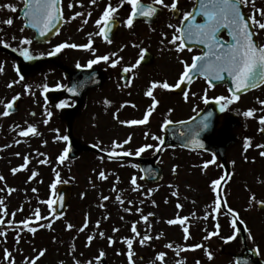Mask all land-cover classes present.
<instances>
[{
    "label": "rangeland",
    "instance_id": "1",
    "mask_svg": "<svg viewBox=\"0 0 264 264\" xmlns=\"http://www.w3.org/2000/svg\"><path fill=\"white\" fill-rule=\"evenodd\" d=\"M11 1L16 5L18 0ZM71 1L65 0L64 7L68 8ZM80 1L82 0H76L78 3ZM101 1L97 0L99 3ZM149 1L152 2V0ZM256 4L257 7H262L264 6V0H256ZM91 5L94 6L93 4ZM246 7L249 8V6ZM133 44H139V42L130 43L128 41L125 43L123 50L132 49ZM169 46V44L161 46L162 49L158 51L166 54L169 52ZM179 54L172 48L170 56L165 61V67L168 72L164 73L163 77L156 78V81H163V79L167 78V80L175 82V79L183 70V65L180 63L183 58ZM132 62L129 59L125 65H130ZM130 88L132 89V85ZM133 100L130 99V101ZM132 104H135L136 107L133 108L129 105L127 114L119 120L140 119L143 117L142 112H138L139 106L136 101L132 102ZM182 107L179 105L175 106V111L177 112L173 114L172 118L175 120L185 118L192 114L194 112L193 108H195L192 106V109L189 110L190 107L184 106V103H182ZM156 113L159 118L165 116L163 112L156 110ZM156 122V119L153 120L151 117L149 123L145 125L146 128H143L144 126H124L119 124L117 120L107 124H94L89 120H85L82 125L77 126V134L92 144H96L99 141L100 147L105 149H110L113 140L122 142L131 135V143L125 147L126 149L134 150L144 144L156 145L158 143V141L151 138L153 135L157 136L159 123ZM139 127L141 128L139 129ZM17 132L16 130L15 133ZM39 132L40 135H30L29 137H17L16 134H6L5 131L0 133V175L5 177L4 181H0V188H4L7 185L8 188L17 189L11 195H8L6 190L0 191V198L5 200V208L9 213L7 216H0V219H4L5 225H7L8 221H13L12 227L0 225V231H6L7 233L6 236H0V264H7L4 259L5 248L12 253L15 264H24L26 258L34 257L36 255L34 249H47L46 254L37 261V264H61V261L63 264H74V260H79L81 264H85L88 260H93V264H96L95 258L101 249L106 255L103 260L101 259L100 264H128L125 254L127 247L126 244L121 242V238L132 236L130 231L132 223L138 222L137 228L142 235L148 227L145 222L140 220L141 214L136 212V208H141L144 215L148 213H154L155 215L149 217L151 230L148 234L153 236V239L144 246L134 243L135 264H160V262L155 260L156 255L153 254L161 251L167 253V264H175L177 257L171 249L165 247L167 243H173L174 247L176 245L187 247L196 244L198 241H203L198 240V238L204 239L209 232L214 230L215 223L212 215H209L207 220L203 218L206 214L211 213L209 205L213 203V196L211 195L210 179L206 174L207 169L203 170L201 167V162H205V157L202 154L176 149L163 153L160 165L164 167L165 179L159 185L146 186L141 182V177L136 167H132L133 164L131 163H117L109 160L105 161L101 158L89 159L87 157L73 164L68 163L69 161L66 159L63 164H60L56 158L66 147L67 142L56 140V137L57 135L63 136L64 129L43 128ZM146 132L150 134L147 138L144 135ZM17 140L21 142L19 144L15 143ZM44 141H47L46 145L43 143ZM7 145L10 146L6 147ZM154 151L155 149H148L142 154L147 156ZM16 153L21 155L17 156L15 155ZM39 153H45V156H40ZM25 155L30 158L28 168L13 175L11 169L23 164ZM42 159H48L50 163L40 164L39 160ZM91 165L92 167L89 169L88 167ZM174 166H176V180L172 170ZM53 169L59 171L61 181L67 180V183L73 186V195L68 210L60 219H52L51 229L38 228L35 235L28 233L26 229L21 230L19 233L21 239L17 243L16 224L31 216L35 208L41 209L42 216H49L47 205L40 203V201L49 198L54 200L56 197V190L53 193L50 189L51 183L55 180ZM101 170L108 176L107 180L98 178V173ZM33 171H37L39 174L29 181L28 178ZM133 176L137 178V184L140 185L139 191L132 190L130 180ZM62 183H58L57 187ZM114 186L116 191H113ZM33 188L37 189V191L33 192ZM149 189L153 190L150 195L148 194ZM250 190L253 191L250 193L251 196L254 194L256 200H261L259 198L264 200V194H258L260 191L256 187H252ZM173 191H178V198L171 195ZM117 195L123 198V205L116 200ZM103 196H108L109 199L104 201L102 200ZM236 199V195L233 194L232 203L238 208L236 210L240 212L243 218L251 216L249 220L247 219L249 226L259 228L261 224L258 222L259 218L257 217L264 214V211L260 212L258 210L259 204L254 202L249 206V200L245 197L244 199L240 198L239 201H236ZM141 200L144 202L141 203ZM166 200L167 203H165ZM128 201H132V204H129ZM152 201H155L156 206H153ZM101 203L105 205L104 208L100 207ZM177 203L183 205L182 209L176 208ZM129 207L132 209L131 212L123 210ZM20 208L23 210L17 211ZM13 212L16 213L14 217L11 215ZM177 214L181 217H189L186 226L189 227L191 238L187 241L183 238V231L180 225L169 226L165 222L167 219L175 218ZM86 215L89 217V225L84 233L78 232L75 228L70 231L66 230L65 226L68 222L77 227L81 226ZM105 216H108V219H104ZM121 217L124 219L122 220ZM97 220L100 221L99 229L95 227ZM35 223L47 224L49 221L41 220ZM219 223L221 224L220 236L212 237L209 240L204 239L206 242L203 249L181 252L180 258L185 260V264H196L195 260L197 259H199L201 264H232V260L229 257H222L219 251L224 243V239L221 237L228 235L232 229L224 218L219 217ZM114 227L119 228L120 231L113 233L112 229ZM100 231L105 232V237L113 236L116 243L110 247L107 238H99L98 233ZM89 234H95L96 239L91 246L86 247V237ZM161 234L160 239H155L157 235ZM73 245L76 249L74 253L71 250ZM205 248L212 252L214 257L212 260H208L205 255ZM118 252L121 254H117ZM202 254L205 255L204 260L200 258Z\"/></svg>",
    "mask_w": 264,
    "mask_h": 264
},
{
    "label": "flooded vegetation",
    "instance_id": "2",
    "mask_svg": "<svg viewBox=\"0 0 264 264\" xmlns=\"http://www.w3.org/2000/svg\"><path fill=\"white\" fill-rule=\"evenodd\" d=\"M194 1L195 0H179V13H173L168 9L159 8V13L151 18L138 17L134 21V27L132 29H128L123 25V21L130 12V6L125 4L117 13L118 23L116 25V31H113L114 36L111 38L113 42L108 44L101 37L95 35L98 31L95 27V21L99 18L109 2H111L113 6H116L119 0H102L100 3L96 2L98 5L94 6L90 4V0H82L79 3L76 2V0H72L69 2V4L72 5L71 8L64 7L65 0H62L61 8L63 11L64 24L58 35L52 37L47 43L43 44L36 41V32L25 27L26 22H24L21 12L23 8L22 0H18L16 5L13 4L11 0H0V5L12 4L17 8V11L14 13L10 12L8 9L0 8V39L9 45V47H4L3 44L0 43V67L3 68V71L0 72V133L2 131L9 133L15 132L16 130L19 131L20 129L15 128L16 125L26 128L27 124L25 121L35 124L38 130H43V128L64 129L65 127L61 117L63 111L67 108H73L74 104L83 97L80 95L71 98L62 95V90L69 85V75H72V71L77 69L88 70V82L92 84L94 88L87 93L86 108L76 120L75 126L82 125L85 120H89L94 124H107L113 120H117L114 119V115H118L120 119L126 115L128 103L135 101L139 106V112L144 114L152 103L151 98L145 95L147 88L150 86L151 82L156 81V78L163 77L164 73L168 72V69L165 67V61L170 56L171 52L162 54L158 51L162 49L161 46L169 44L168 40L171 39L174 31V29L168 28L167 25H179L182 13L192 10L195 5ZM142 2L152 3L149 0H142ZM165 2L170 4L171 0H165ZM102 4H104V6H102ZM259 8H264V6ZM76 12L84 13V15L72 19ZM89 12L91 13L90 17L87 15ZM245 12L247 15H251L250 7H245ZM8 18H12L14 21L11 26L3 23V21ZM84 19L88 20L87 24L83 23ZM21 28L24 29L23 32H21ZM89 33L93 34L92 39L94 41L93 48L95 49V56H111L112 53H117L119 57L123 58L120 64L116 67H111L110 62H100L93 65L92 68H87L84 66L89 59L94 58L93 53L83 49L68 48L52 56L51 67L40 70L37 59L44 57L50 58L51 56H48L47 53L62 42L76 43L78 45L86 44L88 42ZM162 34H166L167 39H164ZM13 36L16 37L15 40L12 39ZM25 37L31 39L33 43L24 47H28L30 52L37 56V59L26 61L19 54V47H21L19 45V40ZM256 37L258 43L264 44V32H261ZM221 38L224 40L230 39L228 33L225 31L221 32ZM128 41L130 43H135V41L139 42V44H135L139 47L121 51V48L124 49L125 43ZM169 45V47H174L171 44ZM14 48H16L17 51H13ZM141 49L145 50V58L140 63L139 67L127 74L123 73L124 67L135 64L136 60L139 58ZM11 51L16 53V55H20L19 59H17L16 55L11 53ZM200 52L201 50L197 48L193 49L192 52L185 50L181 53V57L190 64L192 56L199 55ZM41 53H44V55L40 56ZM112 58L116 59L117 57ZM129 59L133 62L130 65H125ZM19 62L26 67L23 74L24 80L19 83H14L13 87L9 88L7 86L9 83L19 80L17 74ZM77 62L82 65L81 68L76 67ZM177 79L178 77L175 79V82ZM194 79L195 80H193L190 85L180 92H176L175 90L168 91L160 88L155 89L154 95L160 103L153 112L154 117L153 114L151 117L153 120L156 119L159 123L157 126V136H161L162 138V124L164 119L170 118L174 123L191 120L211 104L209 112L212 114L210 117L211 126L206 130L210 135L209 142L225 143L226 148L224 150L225 154H223L225 162H222L220 159L222 156L219 157L216 153H213H221L223 149L220 147L213 149V152H204L205 162L212 160L213 156L216 158L215 164H209L206 174L211 183L213 179H217L221 176L226 177L228 171L229 179L223 188V195L227 200L228 206L235 209V205L232 204L233 194L237 197L236 201L241 198V192L243 190L252 187H256L260 191L259 193L264 194V157L259 155L261 149L256 147L257 144L264 143V133L259 131L262 126L258 122L259 117L264 116V105L258 103V100H264V85L261 88L240 96L238 101L228 105L226 110L221 112L220 105L215 103L214 98L220 95L230 96L228 91V89L232 87L230 78L225 75L224 80L213 81L215 86L207 91V96L209 98L208 104H205L201 99L205 94V89L208 88L207 81L200 75H197ZM164 80H167V78L163 79V81ZM129 81L131 82L130 84ZM167 81L170 84L175 83L174 81ZM80 82L77 81L76 83ZM45 83L51 89L47 93H43L41 87ZM57 83L66 87L56 89L55 85ZM71 84L72 86L74 85L72 81ZM25 85L31 86L30 92L25 91ZM131 85L132 89L130 88ZM184 91L189 93V99L187 101H185L183 97ZM16 95H19L20 99L14 103L13 109L10 110V114L6 117L3 116L4 104L11 102L12 97ZM45 95L47 96V101L45 100ZM130 99L134 100L130 101ZM62 100L67 101V106L63 109L56 108V105ZM105 101L110 103L106 104ZM182 103H184V106L190 107L189 110L192 109V106L195 107V111L185 118L175 120L172 118L173 114L177 112L175 111V106L179 105L182 107ZM122 105L124 106L122 107ZM45 107L52 112V116L47 124L43 123L47 118L45 115ZM170 109L172 111L169 116L168 113ZM249 109H256L254 117H245L243 115V112ZM156 110L158 112H163L165 116L159 118ZM31 113H35V115H31ZM206 116H208V114ZM143 128H146V126ZM221 132L222 137H220ZM246 138H250L252 142V146L247 152L244 151L243 147ZM245 156L247 157V161L245 160ZM214 195L213 193V196ZM221 215L228 221L231 220V217L225 215L223 212ZM254 217L256 218V216ZM250 218L251 216L242 218L248 229L246 242L241 239V234L238 233L235 240L227 243L226 249L228 250H225L224 253L230 256L232 264H238V259H236L237 255H247V248H249V250H255L258 258L264 262V214L257 217L259 218L258 222L261 224L259 228L249 226L247 219L249 220ZM231 234L232 232L227 236ZM249 235H251V239ZM249 260L254 263V258H250Z\"/></svg>",
    "mask_w": 264,
    "mask_h": 264
},
{
    "label": "snow or ice",
    "instance_id": "3",
    "mask_svg": "<svg viewBox=\"0 0 264 264\" xmlns=\"http://www.w3.org/2000/svg\"><path fill=\"white\" fill-rule=\"evenodd\" d=\"M23 8L21 11L23 12L24 17L27 21V26L33 29H36L41 37L46 36L49 32L53 30L56 24L63 19V11L61 8V0H22ZM97 0H90V3L95 5ZM179 0H171V3H166L165 0H152V3H144L142 0H119V3L116 6H113L111 2H109L101 15L95 21V27L98 31L95 33L96 36L101 37L106 43L111 44L113 41L109 37V33L112 31V28L117 25L118 17L117 13L120 8H122L125 4L130 6V12L127 18L123 21V25L128 29H132L134 27V21L138 17L151 18L155 16L159 10V8L168 9L173 13H179L180 9L178 8ZM158 6V7H157ZM249 6L251 9V15H246L243 11V7ZM69 8L72 7L71 4L68 5ZM0 8L8 9L10 12H16L17 8L12 4H3L0 5ZM84 13L76 12L72 19L76 17L83 16ZM89 17L91 13L87 14ZM199 17V21L197 18ZM259 17V18H257ZM13 19L8 18L3 21L4 24L11 26L13 24ZM84 24L88 23L87 19L83 20ZM168 28L174 29L171 39L168 40V43L174 46V49L177 53H182L185 50L188 52L193 51V47L189 45H202L201 52L199 55H193L191 64L180 60V63L183 65V70L180 72L178 79L174 84H170L167 80L164 81H153L150 86L147 88L145 95L151 98L152 103L147 108L143 117L140 119H130V120H119L118 115H114V119H117L118 123L124 126H143L149 123L150 117L153 112L157 108L160 101L154 95V90L157 88L172 91L174 89H180L182 85L190 84L193 80L194 75L202 76L208 84V88L205 89V94L201 99L205 104L209 103V98L207 96L208 89L213 88L215 85L213 81H222L225 79V75L230 78L232 87L228 89L230 96L220 95L215 97V103L220 105V111L223 112L226 110L228 105L232 104L235 101L240 99L239 93L242 91L259 87L260 85H264V44L258 43L254 37L259 35L261 32H264V8L257 7L256 0H197V4L190 11H184L182 13V18L180 19L179 25L168 24ZM23 28H21V32H23ZM226 30L229 40H224L221 38V31ZM93 34H88V42L86 44L78 45L76 43H68L62 42L57 44L51 51L47 53L48 56H55L64 49L72 48V49H83L86 51H91L93 53L94 58L89 59L87 64L84 67L92 68L93 65H96L100 62L109 63L111 67H116L120 64L122 57H119L117 53H112L110 55H102L95 56V49L93 48ZM164 39H167L166 34H162ZM13 40L16 39L15 36L12 37ZM0 43L3 44L4 47H9L7 43H4L2 39H0ZM33 41L29 38H21L19 40V54L26 61H31L37 59V56L33 55L28 47L31 45ZM163 43V40H162ZM133 47H139L138 45L133 44ZM123 48H121V51ZM13 51H17L16 48ZM44 53H41L40 56H43ZM112 57H117L113 59ZM145 58V50L141 49L139 53V58L136 60L135 64L130 66H126L123 68V73L127 74L131 72L133 69L139 67L140 63ZM77 68H81L82 65L77 62ZM3 71V68L0 67V72ZM17 74L19 76L18 81H13L9 83L7 86L9 88L13 87L14 83H19L24 80V76L19 74V70H17ZM131 82L129 81V84ZM43 93L49 92L51 89L45 83L42 86ZM63 86L59 83L55 85L56 89H61ZM31 86L25 85V91L30 92ZM69 92L73 94L76 93V87L67 89ZM194 95V94H193ZM183 97L185 101L189 99V93L187 91L183 92ZM20 99L19 95L12 97V101L4 104V111L2 113L3 116H8L10 114V110L13 109L14 103ZM45 100L47 101V96L45 95ZM106 104L110 103L105 101ZM258 103L264 105V100H258ZM67 106V101H61L56 105V108L63 109ZM124 105H122L123 107ZM133 108L136 107L135 104L131 105ZM171 109L169 110L168 115H171ZM195 111V108L193 109ZM256 113V109H249L243 112L245 117H254ZM31 115H35V113H31ZM45 115L46 119L43 121L44 124L49 122V119L52 116V112L45 107ZM211 113H208V116L201 119L196 127L189 128L187 130V143L185 147L193 146L194 149H203L204 144L200 140L201 132L206 131L210 128L211 122L210 117ZM193 120L196 118L193 117ZM260 127L259 131L264 133V116H260L258 120ZM26 128H22L20 125H16L15 128L20 129L17 132L19 137H28L38 136L40 132L38 127L35 124L28 123ZM174 121L170 118H166L163 121L162 128H167L169 125H172ZM181 125H187L189 121H178ZM15 130V129H14ZM145 138H147L150 134L145 133ZM153 140L158 141V144H144L141 145L134 150L126 149V145L130 144L132 141V136L129 135L122 142L113 140L111 143L110 149H104L100 147V142L98 141L93 145L94 148H100L101 151H106L109 159H118L121 156H136L139 157L142 153H144L148 149H155V151L159 152L162 150L161 146L164 144V140L158 136L153 135L151 137ZM56 140H62L64 142L69 141V137L67 135L59 136L57 135ZM21 141L17 140L15 143L19 144ZM45 145L47 141L43 142ZM10 145H7L8 147ZM252 146V142L250 138H246L244 141V151L247 152L248 149ZM256 147L261 149L259 155L264 157V143L257 144ZM70 148L66 146L61 153L57 156V161L60 164H63L65 160L68 158ZM15 155L20 156V153H16ZM40 156H45V153H39ZM103 159V157L101 158ZM245 160L247 161V157L245 156ZM254 162V161H253ZM30 163V158L28 155L23 157V164L18 167H14L11 169L13 175H16L18 172L22 170H26ZM40 164H48L50 161L48 159L39 160ZM216 158L213 156V159L210 161H206L201 167L203 170H206L209 164H215ZM132 167H138L137 165H132ZM173 172H176V166L173 167ZM55 172V180L50 185V189L55 193L57 189L58 183H67V180L61 181L60 173L56 169H53ZM39 173L37 171H33L29 176V181L34 179ZM98 178L100 180H107L108 176L106 173L101 170L98 173ZM5 177L0 175V181H4ZM226 180L225 176H221L217 179H213L210 183V189L215 194L214 200L209 207L211 208V213L206 214L203 218L205 220L208 219L209 215L213 216V219L216 220L214 224V230L209 232L204 239L209 240L212 237L220 236L221 233V224L219 223L218 217L224 212L227 215H230L232 219L230 220V228L232 229V234L227 237H221L224 239L225 243H229L232 240H235L237 234L240 229L237 227V222L243 224L244 221L240 218L239 213L235 211L233 208L228 206L226 198L221 194L218 190L219 187H223L222 181ZM130 184L132 185L133 191H139L140 185L137 184V178L133 176L130 180ZM7 191L8 195H11L12 192L17 191L15 188H8L5 185L4 188H0V191ZM33 192H36L37 189L33 188ZM113 191H116L115 186L113 187ZM152 189L148 190V194L152 193ZM172 196H179L178 191H173L171 193ZM62 199V198H61ZM109 199L108 196H103L102 200L107 201ZM116 200L123 205L124 200L120 195L116 196ZM144 201L141 200V203ZM259 204L262 208H264V200H256L255 195L253 194L249 199V206L253 203ZM40 203L47 205L49 210V216H42L41 209L35 208L32 215L27 217L26 219L20 221L15 225V229L17 231L16 242L19 243L21 236L20 231L26 229L28 233L35 235L38 231V228H52V219H60V216L57 215L55 211L54 205L58 203V201L53 200L51 198L42 200ZM129 204H132V201H128ZM167 203V200L165 201ZM153 206H156L155 201H152ZM101 208H104L105 205L103 203L100 204ZM183 205L180 203L176 204L177 209H182ZM23 209H17V211H22ZM125 212H131L132 209L124 208ZM136 212L140 213V220L145 222L148 227L145 230V233L142 235L141 232L137 228V223H132L131 225V237H123L121 238V242L126 244L127 251L126 256L128 260V264H135L134 261V243H139L141 246L148 244L153 236L148 234L151 230V224L149 223V217L154 216V213H148L144 215L141 208H136ZM9 215L7 209L5 208V200L0 198V216ZM14 217L16 215L15 212L11 213ZM104 219H108V216H105ZM123 220L124 218L121 217ZM41 220H48L47 224H38L35 222H39ZM189 220L188 216L181 217L179 214L175 216V218L167 219L165 222L169 226L180 225L183 231V238L185 241L190 239L189 227L186 226V222ZM0 225L5 227H12L13 221H8L7 225H5L4 219H0ZM89 225V217L86 215L84 218V222L81 226L77 227L71 222L66 223V230H73L74 228L80 232L84 233ZM95 227L99 229L100 221L97 220L95 222ZM113 233L119 232L120 229L114 227L112 229ZM6 231H0V236H6ZM99 238L104 239L107 238L108 244L111 247L116 243V240L113 236L105 237V232L100 231L98 233ZM162 236L157 235L155 239H160ZM251 239V235H249ZM96 239L95 234H89L86 237V247L91 246L92 242ZM167 249H171L177 259L175 260V264H185V260L180 258L181 252L185 251H195L201 248H204V245L201 243H196L194 245H190L187 247H182L180 245H176L174 247L173 243L169 242L165 245ZM72 252L76 251L75 246H72ZM36 255L34 257L26 258L24 264H37V261L42 258L47 249H34ZM205 255L208 260H212L213 254L207 248L204 249ZM121 254V253H117ZM106 255V253L101 249L99 251L98 256L95 258L96 264H100L101 259ZM167 253L161 251L156 254L155 260L160 262V264H167L166 261ZM4 259L7 261V264H15V260L12 256V253L5 248L4 249ZM61 264L63 262L61 261ZM74 264H81L79 260H74ZM85 264H93V260H88ZM196 264H201L199 260L196 261Z\"/></svg>",
    "mask_w": 264,
    "mask_h": 264
},
{
    "label": "water",
    "instance_id": "4",
    "mask_svg": "<svg viewBox=\"0 0 264 264\" xmlns=\"http://www.w3.org/2000/svg\"><path fill=\"white\" fill-rule=\"evenodd\" d=\"M197 4V3H196ZM25 18V17H24ZM26 19V18H25ZM27 22V21H26ZM63 21H59L56 26L53 28V30L51 32H49L46 36L41 37L38 33L37 36V41L38 42H42L45 43L49 40V38H51L52 36L56 35L59 32L60 27L62 26ZM27 26V24H26ZM31 28V27H30ZM33 29V28H32ZM37 31V30H36ZM38 32V31H37ZM255 39V38H254ZM192 46V45H189ZM197 46H201V45H197ZM203 47V46H201ZM40 64V68H46L48 66H51V58L47 59V60H41L39 61ZM26 67L24 64L22 63H18V70H19V74L23 75L24 71H25ZM70 77V85L63 90V93L67 96L73 97L74 96H80L82 95L83 97L78 100V102L74 105L75 107L71 110H65L63 112V122H65V125L67 127V136L69 137V145L68 147L70 148L69 151V155H68V159L72 160V161H76V159L82 155V154H87V153H92L95 155H100L103 156L105 158L108 159L107 154L101 152L98 148H94L90 145H84L82 143V141L77 138L75 136V121L76 119L79 117V115L81 114V112L85 109L86 105V95L87 92L90 91L91 89H93V85L90 84L88 82V77H89V73L87 70H77V71H72V75L69 76ZM75 78V79H74ZM74 79V82H73ZM72 83L74 84L73 86L76 87V93L73 94L72 92H69L67 89L68 88H72ZM77 81H81L80 83H76ZM255 89L254 88H249L246 89L242 92H246L249 90ZM241 92V93H242ZM239 93V94H241ZM210 105H208L207 108L204 109L203 113L200 114L198 117H196L195 120L192 119V121H190L187 125H181V124H172L169 125L165 130V136L163 138L164 140V144L161 146L162 150L163 148H165L166 146H178L180 148H185L188 150H194L193 146H188L185 147V144L188 142L187 141V130L189 128H194L196 127V125L198 124V122L203 119L204 117H206V115L210 112ZM220 137H222V132L220 134ZM200 140L203 142L204 144V148L203 149H198L197 150H209L212 151L213 149H215L216 147H220L223 150L221 151V153H217V152H213L216 153L219 157L222 156V160H225V158H223V154H225L224 150L226 148V144L225 143H210L209 139H210V135L207 131H203L201 132L200 135ZM228 145V144H227ZM161 151L157 152L155 154V156H152L151 158H143V157H136V156H121L118 159H111L114 161H133L136 162L138 164V167H140L142 174H143V180L146 184H152V183H157L163 180V170L157 165L159 159L161 158ZM72 188L70 185H61L58 188V197L56 199V201H58V203L55 205V211L58 214H63L69 204V199L72 195ZM62 198V199H61ZM260 209H263L260 206ZM237 227L240 229V231L242 232V237L245 240V226H243L242 224H240L239 222H237ZM255 254V253H254ZM240 264H248V263H243L242 259L240 260Z\"/></svg>",
    "mask_w": 264,
    "mask_h": 264
}]
</instances>
